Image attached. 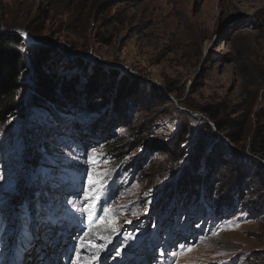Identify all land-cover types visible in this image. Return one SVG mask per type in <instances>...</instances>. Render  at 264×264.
Instances as JSON below:
<instances>
[{
	"label": "rangeland",
	"instance_id": "rangeland-1",
	"mask_svg": "<svg viewBox=\"0 0 264 264\" xmlns=\"http://www.w3.org/2000/svg\"><path fill=\"white\" fill-rule=\"evenodd\" d=\"M0 32L22 40L27 68L25 109L0 115V264H32L38 250L36 264H264V169L254 165L264 152L248 151L255 133L264 138V0H0ZM39 45L79 100L59 87L29 103L28 50ZM78 59L139 89L116 105L117 79L91 83ZM203 108L242 128L241 143L205 130ZM42 140L50 151L32 166ZM110 144L123 150L120 168L104 155ZM208 160L215 191L233 198L220 209L204 198L203 216L177 192L161 209ZM86 173L107 189L100 198Z\"/></svg>",
	"mask_w": 264,
	"mask_h": 264
},
{
	"label": "trees",
	"instance_id": "trees-1",
	"mask_svg": "<svg viewBox=\"0 0 264 264\" xmlns=\"http://www.w3.org/2000/svg\"><path fill=\"white\" fill-rule=\"evenodd\" d=\"M19 43H23L22 40L18 36L15 35H7L0 32V115H11L13 114L16 109H19L20 111H23L25 109V106L22 101L21 92L24 89L26 83H24L23 80V73L27 70L25 66V61L23 57V53L16 48ZM108 45V42H106ZM68 50L65 49V52ZM29 53V54H28ZM28 55L30 57L31 67H32V86H31V93H29V103H31L32 106L34 105H43L44 99L51 101L53 92L56 88L61 89V91L65 93H76L79 100L80 92L78 90H74L73 85L70 84L68 87H65L67 84L64 79L59 81V79H56L54 67L47 64V60L49 59V50L39 45L33 50H28ZM82 66V68L85 66V63L78 59L75 61ZM84 65V66H83ZM87 70H90L91 72V83L92 80L96 79L98 75L102 78H105L104 80L112 79L113 81L117 79L118 75L116 74V71L111 72L110 74H102L100 68L86 66L83 70V76H85V73ZM121 80L120 84H118V81ZM119 80L117 79V86L109 89H113L115 93V99L114 103L121 98L122 95L127 94L129 92H132L138 88V85L135 81H131V79L126 77H119ZM75 83H77V79L74 80ZM71 83H73L71 81ZM90 83V84H91ZM120 86V88H119ZM64 87V88H63ZM76 87V86H75ZM110 91V90H107ZM167 93H172L171 89L166 90ZM87 100L90 101L93 99V96L95 94V91L91 89L90 86L86 87ZM20 97V98H19ZM20 99V100H19ZM112 99V98H111ZM110 99V100H111ZM113 100V99H112ZM76 102V101H75ZM75 102L69 105L75 104ZM117 103V102H116ZM115 103V104H116ZM78 105L80 103L77 101ZM117 105V104H116ZM200 113L205 116V118L212 122V126L210 124H206L205 130L209 131L210 133H216L223 137V139L229 144V145H237L241 143L242 141V128H239L236 124L231 123L230 121L224 120L220 118V112L215 113L210 108H203L200 110ZM237 126V127H236ZM213 127V129H212ZM143 130V129H142ZM97 130H89L90 133H96ZM237 131V132H235ZM202 134L203 132H197L195 134V138H197V148L198 150L196 153H200V156L203 157L205 150L204 146L205 143L202 140ZM42 140V148H36L33 157L32 153L31 156H29V164L32 166H37L40 164L39 159L44 154L49 153V146L48 142H43ZM222 144H224L221 141ZM220 142H218L217 146H222ZM248 151L252 153L253 155H257L260 152H264V138L260 136V134L255 133L252 139L251 144H249ZM123 150L118 148L115 145H106L104 147V155L107 160L109 161L110 167H116L120 168L122 167V160L124 153H122ZM206 159V158H205ZM206 161V160H205ZM208 164H202L204 168V175L200 176L199 174H195L194 177H188L187 180L182 183L180 182L177 184V191H173L168 194V199L165 202H162L161 209L165 210L169 207V203L171 199H173V195L178 192V195L184 192L186 194V197L181 201L182 206L191 207L199 209L203 216H205L208 212L205 208V203L202 202V200L205 198L214 199L218 201L217 208L220 209L222 205L226 204L228 201L231 200L233 197H228L229 193H224L221 196L220 189L215 191V182L216 179L210 178V172H211V166L210 162L208 160ZM256 166H259L260 169H264V167L260 164H254ZM154 165H150L149 169H152ZM201 167V166H200ZM200 169V168H199ZM197 171V170H196ZM259 172V171H258ZM110 176V174H108ZM220 183V182H219ZM182 186H186L185 189H182ZM236 187V186H235ZM240 187V186H237ZM180 188V189H179ZM232 191V188H230ZM239 192V190L237 191ZM237 192H233L231 195H234ZM214 193L216 195H214ZM264 194V193H263ZM166 196V197H167ZM228 198V199H227ZM230 198V199H229ZM261 199V198H259ZM258 201V200H257ZM175 208L172 207V210ZM177 210V209H176Z\"/></svg>",
	"mask_w": 264,
	"mask_h": 264
},
{
	"label": "snow or ice",
	"instance_id": "snow-or-ice-1",
	"mask_svg": "<svg viewBox=\"0 0 264 264\" xmlns=\"http://www.w3.org/2000/svg\"><path fill=\"white\" fill-rule=\"evenodd\" d=\"M94 151H95V150L93 149V152H94ZM81 155L83 156V155H86V154H85V153H81ZM92 163H93V164L96 163V160H95V157H94V156L92 157ZM86 174L88 175V183H89V185L92 187V190H93V194H92L91 198H92V199H98V198H100V197H101L104 193H106V191H107V189L103 186V182L101 181V182H100V186H99V188H97V187H96V185H97V181L92 179L91 174H89V173H86ZM0 179H2V177H0ZM90 231H91V230H90ZM85 235L87 236L88 233H86ZM93 247H95V246H93ZM185 247H186V246L183 245V244L179 245V248H180V249H184ZM100 250H102V247H101V249H98V250H97V252L94 254L93 259H95V257L99 256V251H100ZM119 254H120V253L117 252V255H119ZM171 255H172V256H175L176 253L173 252ZM79 260H80V257H79V254H77V261L79 262Z\"/></svg>",
	"mask_w": 264,
	"mask_h": 264
},
{
	"label": "bare ground",
	"instance_id": "bare-ground-1",
	"mask_svg": "<svg viewBox=\"0 0 264 264\" xmlns=\"http://www.w3.org/2000/svg\"><path fill=\"white\" fill-rule=\"evenodd\" d=\"M21 34H22L23 37H25V36L29 37L28 34H27L26 32H24V33L21 32ZM22 157H23V156H22ZM22 157H21V158H22Z\"/></svg>",
	"mask_w": 264,
	"mask_h": 264
},
{
	"label": "water",
	"instance_id": "water-1",
	"mask_svg": "<svg viewBox=\"0 0 264 264\" xmlns=\"http://www.w3.org/2000/svg\"><path fill=\"white\" fill-rule=\"evenodd\" d=\"M20 32H25V31H23V30H20ZM222 142L225 144V145H228L227 143H226V141L222 138Z\"/></svg>",
	"mask_w": 264,
	"mask_h": 264
}]
</instances>
